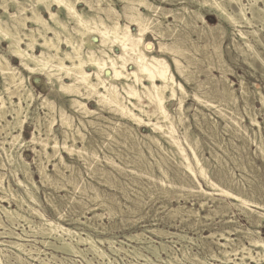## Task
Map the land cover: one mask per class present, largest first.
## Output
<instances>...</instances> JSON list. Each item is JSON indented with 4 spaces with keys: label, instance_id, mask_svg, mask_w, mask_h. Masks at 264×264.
Here are the masks:
<instances>
[{
    "label": "rangeland",
    "instance_id": "1",
    "mask_svg": "<svg viewBox=\"0 0 264 264\" xmlns=\"http://www.w3.org/2000/svg\"><path fill=\"white\" fill-rule=\"evenodd\" d=\"M18 1L15 4V1L7 0L10 12L17 11L26 0ZM151 1L163 7L162 12L174 10L180 14L186 10L185 12L192 13L199 7L197 0ZM243 2L248 4L249 0ZM256 4L258 8L264 9V0H258ZM116 6L121 10L120 3L117 2ZM225 6L230 13L237 10L234 4L230 6L226 3ZM82 8L89 10L85 6ZM3 12L0 9V14ZM204 13L211 24L221 21L213 11L204 9ZM43 14L46 18L49 17L47 13ZM62 17L65 18L64 13ZM28 25L29 28H35L32 23ZM222 25L225 29L224 38L213 39L212 30L199 19L193 23L175 20L172 15L158 26L167 36H157L158 33L154 32L146 35L157 46L153 54L168 59L178 84L181 83L185 88L183 107L179 108L178 98L182 95L177 88L180 93L176 99L168 100L167 108L174 120L175 137L179 140L181 149L186 152L191 170L187 167L181 150L153 125H139L120 112L104 109L94 101L89 102V106L97 110L96 115L77 112L70 106L69 97H64L56 86L37 84L33 76L29 79L35 92L49 97L57 112L54 126L56 135L49 137L46 133L37 131L42 145L30 142L15 151L16 157L21 152V157L29 163V171L37 184V188L32 187L36 201L32 202L25 188L17 183L18 177L28 183L27 177L21 171L19 176H14V166L7 161L5 150L0 147V156L6 163L0 165V177L5 178L3 182L15 196L25 197L45 216L30 213L27 206L20 208L13 198L0 197L1 205L18 210L33 220V224L21 220L12 224L0 208L3 224L0 226L1 231L9 232L15 228H18L15 229L17 232H21V228L27 230L23 236L25 239L21 240L28 249L33 248V251L32 255L21 253L26 264H108V260L98 256L93 259V254L86 251L68 255L43 245V239L61 244V240L57 239L58 234H44L48 227L41 225L43 218L84 235L90 233L96 240L114 238L117 240L116 244L123 242L124 250L119 254H113L108 244L99 243L110 253L116 264H257L251 255L258 254L260 248L253 246L251 239L259 236L264 238V103L261 99L264 98V27L256 20L238 28L227 22ZM237 29L252 31L254 35L248 33L243 37ZM173 32H176L175 39L171 36ZM256 36L262 40V44L256 41ZM249 43L255 46L259 58L253 54ZM7 46V42L0 41L2 53L6 52ZM220 50L223 63L220 62ZM11 61L14 65H19L17 59L11 57ZM176 62L182 64L184 73L177 68ZM2 79L0 75V89L6 98L8 93L4 90ZM44 79L46 80L45 77ZM38 104L37 99L31 107L32 118L23 131L27 140L32 137L34 122L40 120L45 129L47 118L52 114L49 107H38ZM60 106L65 107L68 117L74 123L71 132L77 133L80 130L83 135H62L66 126L61 122ZM136 111L140 114V110ZM249 112L257 123L252 122ZM144 118L148 119L146 116ZM152 119L157 122L155 118ZM108 125H117V132ZM5 135L0 127V139ZM54 139L59 142L57 152L51 146ZM5 144L4 148H8L9 145ZM66 144L71 145L70 149L75 152L65 148ZM191 146L197 152L196 158ZM60 156L63 158L62 162L59 160ZM197 159L208 177L200 172ZM55 163L60 168L59 177L55 176ZM39 166H45L44 171L50 176L47 181L41 178ZM207 178L211 179L210 183ZM223 190L230 193H224ZM3 195L5 194L0 192V196ZM240 198L247 200V204L242 205ZM250 208L255 211L251 212ZM154 229L163 231V234L158 230L153 231ZM164 231L185 235L187 239H180L177 235L167 236ZM137 234L141 235V240L127 238ZM65 238L81 249L89 247L77 245L74 238ZM1 240L18 241L6 235ZM162 242L168 245L166 251L161 247ZM150 245L161 249L160 259L146 249ZM0 248L6 255L3 257L4 264H19L16 249L8 243L0 244ZM37 248L43 251L38 254ZM134 250L149 256L151 262L135 256ZM184 251H188L186 256ZM224 256L230 260L226 262L223 260Z\"/></svg>",
    "mask_w": 264,
    "mask_h": 264
},
{
    "label": "bare ground",
    "instance_id": "2",
    "mask_svg": "<svg viewBox=\"0 0 264 264\" xmlns=\"http://www.w3.org/2000/svg\"><path fill=\"white\" fill-rule=\"evenodd\" d=\"M13 1H15V4L19 3L18 0ZM161 1L164 2V0ZM256 1L258 0H249L248 4H244L243 0H197V5L199 7L194 10V12L187 13L185 10L179 14L174 10H164L162 12L163 7L155 5L151 0H26L25 4H22L15 12H10L8 10L7 0H0V9L2 8L4 11L0 14V41H5L8 44L5 53L0 51V75L3 78L4 90L8 93V97L5 98L3 90L0 89V127L6 133L4 137L2 136V140L0 139V147L5 150L7 161L14 166V176H19L21 171L27 177L28 183L21 180L20 177L17 178V183L21 187L25 188L28 198L32 202L36 201V194L32 190V187L37 188V184L32 172L29 171V163L21 157V152L18 153L16 157L15 151L30 142L41 144L42 139L40 140L38 138L36 133L37 131L44 132L49 137H51V135H56L54 126L56 121L55 112H57L54 103L49 99V97L35 92L34 87L29 82L31 75L44 76L48 84L53 87L56 86L57 90L64 94L71 95V99L69 98L71 106L77 112L96 115L97 110L90 108L87 100L82 101V99H80L82 97H87V99L95 98L98 104L104 107V109L120 112L123 116L133 119V121L139 125H153L155 128H158L159 131H162L164 136L169 138L171 143L181 150V155L184 159H186V165L191 170L190 161L187 159L186 152L181 149L179 140L175 137L176 132L174 128V120L167 108L168 100L176 99L179 95L180 92L178 93L177 88L181 90L182 95L178 98L180 104L179 108L183 107L185 102V95L183 96V94H185V88L181 83L178 84L175 73L171 70V65L168 59L162 55L153 54L155 49L154 43L147 40L146 35L154 32L158 33L157 36H160L159 34L167 36L161 28H158V26H160L161 23H163L168 17L173 15L175 20L179 19L180 21L194 23L196 19H199L205 26L212 30L213 33L211 37L213 39L222 40L225 35V29L222 25L224 22L232 24L234 27L238 28L243 27L245 24L250 25L256 20L259 23L261 22L264 27V9L258 8V6H256ZM117 2L121 4V10L117 8ZM225 2L230 6L233 4L237 6L236 12H234L233 9L232 11L234 13L228 12ZM82 3L87 5L89 8L88 11L83 8H79V5ZM55 6L57 7L56 10L54 9ZM42 9L49 14L48 18L44 16ZM204 9L213 11L214 14L221 19V21L215 24L209 23L205 18ZM63 13L65 14V18L62 17ZM159 13L161 15H158ZM30 23H32L35 28H29L28 24ZM237 31H239L243 37H246L248 33H252V31H243L240 29H237ZM175 33L173 32L171 35L174 39ZM255 33H257V31H255ZM252 35L254 34L252 33ZM92 36H97L99 38V42H95ZM256 41L259 43L262 42V40L257 36ZM63 45H65L67 49H65ZM248 45L249 48L254 51L253 54L257 55V58H259L258 52L254 48L255 46L253 47L251 43ZM116 48H119V52L115 50ZM161 50L166 52L165 48H162ZM219 55L220 62L223 63L222 50L219 51ZM11 57H15L20 62L18 66L11 62ZM176 64L177 68L183 72L184 70L182 68V64L177 62ZM87 68H91L93 71L90 72ZM24 71L29 72L30 76L28 77L24 75ZM66 79H69L70 82H67ZM242 88L243 93L246 95L247 93L244 90V87ZM231 97L233 98L234 96L231 94ZM37 99L39 101L38 107H49V111L52 114L50 118H47L45 129L42 127L43 123L40 120H36V122H34L32 137L27 140L23 135V131L28 120L32 118L31 107ZM261 99L264 103V98L261 97ZM136 109L140 110V114L137 113ZM60 114L62 119L61 122L64 126H66L62 130V135H83L80 130H76L78 131L77 133L71 132L73 131L72 124L74 123H72L68 117L65 107L60 106ZM249 115L252 122L257 123L255 117L252 116L250 112ZM144 116L148 117V119L144 118ZM152 118H155L157 122L155 123ZM237 124L241 129L242 126L239 122ZM108 126L116 129L115 132H117V125ZM119 129H121V127H119ZM127 131H130V129H127ZM109 134L112 133L109 132ZM83 137H81V139ZM78 140L80 139L78 138ZM4 144L5 146L9 145V147L4 148ZM51 146L54 152H57L59 147L58 140L54 139V143H52ZM197 146L198 145H196V147ZM259 147L262 148V145H259ZM65 148L70 149L71 145L66 144ZM191 149L196 158V150L193 146H191ZM73 151L71 150L72 153ZM88 156L89 155H87V157ZM2 158L3 157L0 156V165H6L4 158ZM60 159L62 162L63 158L61 157L59 160ZM197 161L200 166V160L197 159ZM55 165V176L59 177L60 168L57 163H55ZM44 167L39 166V174L44 181H47V178L49 179L50 176L48 173H45ZM200 172L206 175L202 166H200ZM4 179L0 177V192L5 194L0 196L1 199H5V197L13 198L17 201L20 208H22V206H27V211L30 213L37 215L40 214V211L35 209L25 197L19 195L18 197L15 196V194H13L9 187L3 182ZM207 179L210 183L211 179ZM216 187L219 188L217 185ZM223 191H225L224 193L228 192L227 190ZM240 203L242 205H246L247 200L240 198ZM202 204L203 203H201V205ZM0 208L5 213L7 220L12 224L17 222V220L33 224V220H31V218L18 210L1 204ZM250 211L253 212L255 210L250 208ZM193 214H195L194 211ZM196 214L198 215V212ZM40 215L44 216L42 213ZM43 220L44 222L41 225H46L48 227L44 234H58L59 237L57 236V239L58 241L61 240V244L58 245L45 239H43L41 243L45 246L52 247L57 251H61L64 254L72 255L76 253H84L86 251L87 253L93 254V259L98 256L108 260V264H116L110 253L101 247L99 243L102 245L108 244V248L113 254H119L124 250L122 245L123 242L116 244L117 240L114 238H99L96 240L90 233H86L84 235L80 231L65 227L58 222L49 221L46 218H43ZM77 221L81 222L80 218H77ZM35 224L36 223H34V225ZM1 225L3 226L0 219V226ZM42 226L41 228H43ZM15 229L17 230L18 228ZM15 229H11L9 232L3 230L2 232L0 230V239L6 235L12 239H17L18 241L1 240L0 244L8 243L11 245L17 251V262L19 264H26L25 260L21 256V253H28L32 255L33 248L28 249L26 244L22 242L24 238L23 236L27 233V230L25 228H21V232H17ZM32 230L33 229H31V231ZM157 230L154 229L153 231ZM159 232H162L163 234V231ZM159 232L157 233L159 234ZM164 233L167 236L177 235L180 239H187V236L182 234L170 233L169 231H164ZM65 236L76 239L77 245L81 244L89 247L81 249L68 242ZM127 238L131 240H141V235H129ZM251 243L253 246H258L260 248V251H257L258 254H252L251 258L257 264H261V262L264 261V238L261 236L253 237V239H251ZM118 245H120V247ZM167 246L168 245L166 243H161V247L164 251L168 249ZM146 249L149 252H153L158 259L162 257L160 256V248L150 245L147 246ZM36 250L38 251V254L43 251L40 248H37ZM226 250L224 251L226 252ZM237 251L239 250L237 249ZM133 252L135 256L137 255L140 258L143 257L147 262H151L149 256L143 254L139 250H134ZM187 252L188 251L183 252L185 256L187 255ZM5 256L6 255L0 248V264H4L3 257ZM224 257L225 258H223V260L226 262L230 260L227 256ZM38 259L44 261L42 258L38 257ZM90 259L91 262L92 258ZM172 261L173 260H168V262ZM149 264L160 263L152 262ZM246 264L250 263L247 262Z\"/></svg>",
    "mask_w": 264,
    "mask_h": 264
},
{
    "label": "crops",
    "instance_id": "3",
    "mask_svg": "<svg viewBox=\"0 0 264 264\" xmlns=\"http://www.w3.org/2000/svg\"><path fill=\"white\" fill-rule=\"evenodd\" d=\"M161 2H163V1H161ZM87 7V5L86 4H80L79 5V8H82V7ZM56 7V6H55ZM54 7V9L56 10L57 9V7L55 8ZM2 9V8H1ZM84 9V8H83ZM3 10V9H2ZM9 10V9H8ZM10 11V10H9ZM42 11L43 12H45V13H47L44 9H42ZM48 14V13H47ZM49 15V14H48ZM134 29H136V28H134ZM92 38L94 39V41L95 42H99V38L97 37V36H92ZM148 40V39H147ZM149 41H151V42H153L154 43V46L155 47H157L156 46V44H155V42L153 41V40H149ZM63 47L65 48V49H67V47L65 46V45H63ZM117 52H119V48H116L115 49ZM13 58H15V57H13ZM16 59V58H15ZM12 62V61H11ZM19 62V61H18ZM20 63V62H19ZM130 69H131V67H130ZM87 70H89L90 72H92L93 70L91 69V68H87ZM24 72H27V71H24ZM27 73H29V72H27ZM26 76H30V73L29 74H27ZM35 77V79H36V82H37V84H41V85H45V86H47V85H50V84H48L47 83V81L44 79V76H41V75H31L30 77ZM43 77V78H42ZM66 81L67 82H70L69 81V79H66ZM35 89V88H34ZM60 92V91H59ZM38 94V93H37ZM61 94L65 97V96H67V97H69L70 99H71V95H67V94H64V93H62L61 92ZM43 96H46V95H43ZM70 99H69V102H70ZM80 99H82V101H86L87 100V102H88V106H89V102H91V101H94V102H96L97 103V105H98V102L96 101V99L95 98H91V99H87V97H82V98H80ZM89 100V101H88ZM70 104V106H71V103H69ZM90 107V106H89Z\"/></svg>",
    "mask_w": 264,
    "mask_h": 264
}]
</instances>
